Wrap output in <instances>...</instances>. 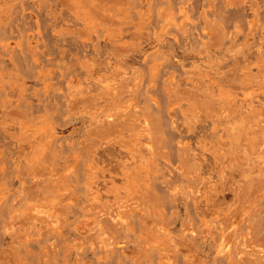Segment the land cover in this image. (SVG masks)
<instances>
[{
  "label": "rangeland",
  "instance_id": "374dc122",
  "mask_svg": "<svg viewBox=\"0 0 264 264\" xmlns=\"http://www.w3.org/2000/svg\"><path fill=\"white\" fill-rule=\"evenodd\" d=\"M0 264H264V0H0Z\"/></svg>",
  "mask_w": 264,
  "mask_h": 264
}]
</instances>
